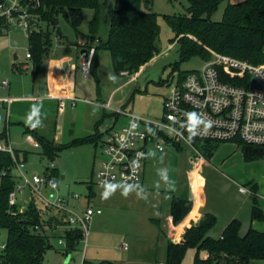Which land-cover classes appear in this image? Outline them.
I'll return each mask as SVG.
<instances>
[{
    "label": "rangeland",
    "instance_id": "rangeland-1",
    "mask_svg": "<svg viewBox=\"0 0 264 264\" xmlns=\"http://www.w3.org/2000/svg\"><path fill=\"white\" fill-rule=\"evenodd\" d=\"M241 1L243 0H224L211 19L222 21L228 5ZM152 7L159 14L160 53L148 62L135 78H119L114 73L110 51L99 49L96 72L85 76L78 70V99L65 100L64 107L60 108L62 111L58 110V99H46L48 76H51L58 60L68 57L76 61L77 54L84 49L79 43L80 39H84L85 44L91 46L98 43V39L89 41L86 38L91 33V22L95 19L97 11L93 8L84 9L77 30L67 21L65 12L57 16V27L39 18L41 28L51 32V46L42 62L36 65L33 59L27 56L30 53L27 30L15 22L8 31L0 34V82L7 80L10 83L7 88L0 90V94L13 98L8 108L0 107V134L5 131L8 133L7 139L0 144H9L19 150L20 160L25 163V171L30 175L45 174L47 168L55 162L61 177L65 176L58 190H52L50 187L44 189L46 198L55 201L59 207L44 204L43 200L27 187L25 192L18 196L20 210L27 209L34 199L42 208L45 217H65L67 210L82 213L89 206L100 207L103 211L93 217L88 236L69 255L65 253L66 226L49 230L52 248L46 251L42 264H82L84 259L111 260L116 264H125L151 259L156 253L164 254L166 246L162 248V236L153 220H163L172 197L186 190L188 183L194 179L197 189L205 188L210 202H220L228 212L250 194L248 186L256 183L264 210V157L247 161L243 151L234 142L222 143L210 161L198 159L197 151L185 143H181V148H178L171 142H164L163 151L157 150L151 144L145 163L144 185L140 184L138 188H109L99 185L96 181L99 164L108 157L102 139L98 141L97 147L94 142L72 144L61 150L55 161L41 156L39 152L42 147L36 148L27 140V135L30 134L27 133V128L37 121V126L32 128L47 139L61 144H69L77 138L93 134L96 124L103 118L100 129L104 132L115 124L117 119L112 112L116 109H123L154 121H163L164 101L171 87L183 80L182 77L186 73L200 70L205 60L200 57L181 60L180 45L171 41L174 33L166 16L185 14L188 1L153 0ZM98 14V34L106 40L110 17L104 1ZM16 65L20 67L19 70L15 69ZM85 99L91 102H83ZM109 100L113 104L112 108L101 105L100 101ZM33 112L36 114L33 115ZM105 113L109 115L105 116ZM128 121L127 116L119 115L113 129H120ZM13 173L19 176L17 166ZM89 186L94 193L92 198L89 196ZM242 187L247 188L246 194L241 193ZM106 191L109 192L107 197L104 196ZM74 194H78L79 198H75ZM253 224L264 231V220L255 219ZM7 240L8 231L0 228V252ZM198 253L201 256L207 255L205 250L198 252L196 248H189L181 264H194ZM250 264H264V260L254 259Z\"/></svg>",
    "mask_w": 264,
    "mask_h": 264
},
{
    "label": "trees",
    "instance_id": "trees-1",
    "mask_svg": "<svg viewBox=\"0 0 264 264\" xmlns=\"http://www.w3.org/2000/svg\"><path fill=\"white\" fill-rule=\"evenodd\" d=\"M103 1L108 7L110 29L106 40L99 37V9ZM187 12L182 15H167L166 18L174 33L172 43L180 45L181 60L200 57L209 60L212 51L223 53L235 58L248 60L254 64L264 63V0H243L229 4L222 21H213L212 14L224 0H187ZM153 0H41V5L31 11L43 21H48L54 27L58 26L57 16L66 13L67 21L77 30L82 21L83 10L93 8L97 11L91 22V33L87 40L98 39L95 46L84 44L87 52L95 49L91 72H96L99 49H107L112 56L114 73L124 78L123 72L130 75L138 73L143 66L160 53V27L158 13L153 10ZM5 20L0 19V25ZM40 26V25H39ZM51 32L40 30L28 32L29 49L34 64L42 62L45 53L51 46ZM86 40V39H85ZM19 70L18 65L15 66ZM186 73L182 78H185ZM119 117L120 113L112 112ZM109 115L105 113V116ZM104 118L96 124L93 134L80 137L69 144H61L47 139L32 127L27 133L33 135L39 142L41 156L55 161L59 152L72 144L104 141L105 134L100 131ZM8 133L0 134V143L7 139ZM192 143L201 150L207 161H210L223 142L202 141L192 138ZM181 148V143H174ZM247 161L259 160L264 157V147L238 142ZM20 152L14 149V155L9 151L0 150V228L8 231V240L0 252V264H42L46 251L52 248L49 230L58 226H66L64 238L67 243L66 255L76 250L84 240L81 228L72 227L66 220L67 215H50L45 217L43 210L33 199L27 209L20 211V205H11L9 195L19 181V176L13 173ZM46 177L61 176L58 168L48 167ZM252 220L264 219V211L259 203L258 185H250ZM189 187L182 193H176L171 201V227L177 226L188 217L194 207V201L189 197ZM92 198V187L89 189ZM46 207H44L45 209ZM46 213V210H45ZM49 215V214H47ZM159 229L160 220H153ZM218 225V217L206 212L198 222H192L184 233L182 242L168 239L165 264H181L189 248L198 252L205 250L207 257L199 253L194 264H250L254 259L264 260V231L249 227L243 231V222L234 218L229 222L219 237L213 236ZM158 262V261H157ZM82 264H116L111 260L93 261L84 259Z\"/></svg>",
    "mask_w": 264,
    "mask_h": 264
},
{
    "label": "built area",
    "instance_id": "built-area-1",
    "mask_svg": "<svg viewBox=\"0 0 264 264\" xmlns=\"http://www.w3.org/2000/svg\"><path fill=\"white\" fill-rule=\"evenodd\" d=\"M40 5L41 0H0V19L5 20L0 25V34L8 31L15 22L27 33L40 30L39 17L31 11V8L36 9ZM85 51L81 71L87 76L91 72L95 49ZM27 56L31 57L29 53ZM123 75L129 76V73L125 71ZM254 81L261 87H253ZM9 85L7 80L1 81L0 90ZM72 99L76 101L78 98ZM12 101L13 98L0 94V107L8 108ZM61 107H64L63 100ZM105 107L112 108V105L107 102ZM115 111L127 116L129 121L120 129L110 128L105 133L103 144L108 157L99 164L96 172V181L103 187L138 186L142 181L151 144L163 151L164 142L185 143L197 151L200 160L206 158L192 143V138L223 143L244 142L264 147V63L254 64L212 51V57L205 60L200 70L192 71L171 87L164 101L162 122L139 117L123 109ZM27 140L37 143L32 134L27 135ZM0 150L14 155V148L9 144H0ZM16 166L20 174L19 181L9 195L11 205L18 204V196L29 187L44 204L59 207L55 201L46 198L44 189L50 187L58 190L63 184L61 176H52L48 180L46 174L30 175L25 171L24 162H17ZM50 167L56 168V163L52 162ZM243 191L247 190L243 188ZM73 196L79 198L78 194ZM67 211L66 220L72 227L81 228L85 237L89 234L93 217L103 213L100 207L93 206L87 207L82 213Z\"/></svg>",
    "mask_w": 264,
    "mask_h": 264
},
{
    "label": "crops",
    "instance_id": "crops-1",
    "mask_svg": "<svg viewBox=\"0 0 264 264\" xmlns=\"http://www.w3.org/2000/svg\"><path fill=\"white\" fill-rule=\"evenodd\" d=\"M79 43L83 46L85 44L84 39H80ZM85 52H86L85 49H82V51L77 54L76 61H74V59H72V58L65 57L62 60H58V64L55 62H54L55 64L53 63L55 66L53 67V70L51 72V76H48V84H47L48 88H47V93H46V99H48L50 97H51V99L52 98L58 99V106H59L58 110L59 111H62V110H60L62 100L64 101V105H65V100L74 101L72 98H74V97L78 98L76 95V79H77L76 76H77L78 70L81 71L83 54ZM52 66H51V68H52ZM67 66H69L68 69L66 68ZM70 66H71V68H70ZM72 66H74V67H72ZM144 67L145 66H143L141 68L140 72L143 70ZM140 72L135 73L134 76H138L140 74ZM37 98L40 99L41 97H37ZM86 100H88V101H86ZM83 102L89 103L91 101H89V99H85V100H83ZM100 102H101V105L103 107L105 106V104L107 102H110L111 105L113 106V104L110 100L107 102H105V101H100ZM117 120H118V118H117ZM117 120H115V124H116ZM114 125H112L110 128H114ZM110 128L106 129L104 132H103V129H100V128L99 129L102 133L105 134L106 131H108ZM32 144L34 147L40 148L39 142L32 143ZM144 174H145V169L143 172L142 181L140 183L142 185H144V182H145L144 181ZM195 181H196V179L191 180V182H189L190 185L188 183V187L190 186L189 187L190 189H188L189 197L194 201V207L186 219H184L177 226L172 228L171 227V218L172 217L170 214L171 204L167 208L166 214L164 216L165 219H164V217H163V220H161L159 218L156 219V220L161 221V228L162 229H159V228L158 229L160 231L159 232L160 236H162V241H163L162 248L164 249V247L166 246L165 253L167 252L168 239H171L175 242H182L184 240V233H185L187 227H189L192 222H198V220L206 212L214 213L218 217V225L216 227V230L213 232L214 237L221 236L225 227L234 218H239L240 220H242L243 225H244V227H243L244 232L249 227H251V226L254 227V224H253L254 220H252V212H251V205H252L251 194H252V191H251L250 186H248V188H249L248 190H250L249 191L250 194H248V196L244 197V200L241 199L242 202L239 203V205L235 206V208L232 209V211L228 212L225 210L224 206L221 205L220 202H218V201L214 202V203L210 202L209 196L205 192V188L201 187L200 189H197ZM139 185L136 186L135 188H138ZM88 188H91V186H89ZM109 188H111V187H109ZM243 188L247 190L246 187H242L240 189V191H241V193L246 194V192L243 191ZM93 196H94V193H92V197ZM258 196H259V203L261 206V202H260L261 196L259 193V186H258ZM262 210H263V208H262ZM155 225H156V223H155ZM254 228L262 231L261 229H258L257 227H254ZM165 253L164 254L163 253L158 254V255L156 253V254H153V257H151V259H146V260L141 259L142 261H136V262L131 261V262H127L125 264H165V259H166ZM204 257H207V255Z\"/></svg>",
    "mask_w": 264,
    "mask_h": 264
},
{
    "label": "clouds",
    "instance_id": "clouds-1",
    "mask_svg": "<svg viewBox=\"0 0 264 264\" xmlns=\"http://www.w3.org/2000/svg\"><path fill=\"white\" fill-rule=\"evenodd\" d=\"M35 114H36V113L33 112V115H35ZM30 120H31V117H30ZM38 123H39V121H37L36 123H33V124H32V127H36ZM109 191H111V189H109ZM108 195H109V192L106 191V192L104 193V196L107 197Z\"/></svg>",
    "mask_w": 264,
    "mask_h": 264
},
{
    "label": "water",
    "instance_id": "water-1",
    "mask_svg": "<svg viewBox=\"0 0 264 264\" xmlns=\"http://www.w3.org/2000/svg\"><path fill=\"white\" fill-rule=\"evenodd\" d=\"M17 58V56H15ZM253 87H261L256 81L253 82ZM62 179H65V176L62 175ZM90 189V188H89Z\"/></svg>",
    "mask_w": 264,
    "mask_h": 264
}]
</instances>
